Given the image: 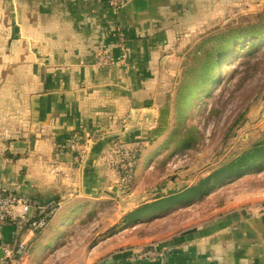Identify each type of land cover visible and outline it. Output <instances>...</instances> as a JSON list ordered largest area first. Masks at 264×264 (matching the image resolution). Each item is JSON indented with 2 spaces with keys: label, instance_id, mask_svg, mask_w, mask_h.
Returning a JSON list of instances; mask_svg holds the SVG:
<instances>
[{
  "label": "crops",
  "instance_id": "0c3cea01",
  "mask_svg": "<svg viewBox=\"0 0 264 264\" xmlns=\"http://www.w3.org/2000/svg\"><path fill=\"white\" fill-rule=\"evenodd\" d=\"M124 1L118 11L107 0H0V186L58 207L41 232L0 227V264L19 244L20 264H264V210L213 214L150 246L148 228L189 203L121 193L115 145L135 155L138 181L170 98L157 84L165 52L199 16L214 17L210 0ZM103 54L115 63L99 64ZM152 247L162 256L128 259Z\"/></svg>",
  "mask_w": 264,
  "mask_h": 264
},
{
  "label": "rangeland",
  "instance_id": "374dc122",
  "mask_svg": "<svg viewBox=\"0 0 264 264\" xmlns=\"http://www.w3.org/2000/svg\"><path fill=\"white\" fill-rule=\"evenodd\" d=\"M206 8L210 9L214 17L209 19L208 12V15L201 16L205 17L204 20L199 16L197 19L200 22L197 21L195 26L191 24L188 30L180 32V41L173 42L176 45L165 52L167 61L159 69V77L165 70L168 75L164 77L166 71L162 77H158L157 84L170 95L168 104L171 109L166 118L167 125L163 126L167 130L156 133L154 141L146 144V150L153 153L145 165L146 173L138 181L135 178L127 181L124 176H120L118 186L131 202L148 201L164 195L174 184L186 180L190 186L194 185L198 177L207 178L219 164L233 157L245 144L264 139V42H258L254 37L241 36L238 42L232 43L231 52L221 57L224 61L220 64L222 69H219L218 77H222L225 69L237 71V75L230 80L213 81L211 84L207 82L196 88V97L192 105L191 100L188 102L189 108L180 123L178 87L184 72L194 64L195 56H203L200 48L204 46L209 50L215 44L211 41L219 33L264 20V0H210L205 3ZM250 46L259 49V52L249 59L244 58V61L242 56ZM238 47L240 50H234ZM248 74L251 75L246 78ZM202 92H206L204 96ZM160 97L162 104L166 103L164 93ZM191 127H196L202 136L195 150L184 152L186 147L179 145L177 141L167 149L165 144L175 130L185 132ZM254 168H261V171L247 174L224 186L220 182L216 185L218 188L204 199L177 208L174 215L162 218L165 220L148 228L155 239L153 242L169 236L172 230L196 227L213 214L212 219L235 213H240L245 218L251 214L260 215L264 210V165ZM251 170L252 168L246 167L245 172ZM112 192L121 197L117 195L119 191ZM170 199L171 197H167L165 202ZM169 205L171 204L165 203V206ZM40 257L35 263L40 264L44 256ZM21 258L22 256L16 264H20Z\"/></svg>",
  "mask_w": 264,
  "mask_h": 264
},
{
  "label": "trees",
  "instance_id": "16d2710c",
  "mask_svg": "<svg viewBox=\"0 0 264 264\" xmlns=\"http://www.w3.org/2000/svg\"><path fill=\"white\" fill-rule=\"evenodd\" d=\"M241 36L254 37L258 42H264V20L254 25H249L246 27L240 26V28L235 30L219 33L211 41L215 42V44L212 45L209 50H207L204 46L200 48V50L203 52V56H195V60L193 61L194 64L189 70H187V72H184L183 79L178 87V104L181 103L178 110V118L180 123L184 120V114L189 108L187 105L188 102L191 100L192 105L193 99L196 97V88L205 85L207 82L211 84L213 81H224L225 79L230 80L237 75V71L225 69L222 77H218V73L222 69L221 63L224 61L221 57H225L231 52L232 43L234 41L238 42V39H240ZM239 48L240 47L234 48V50L238 51ZM258 52L259 49H253V46H250L242 57L243 59H249ZM246 59H244V61ZM250 75L251 74H248L246 78H249ZM202 93V96H204L206 92ZM168 103H170V98L168 99ZM168 103L164 106L162 116L163 119L161 122L162 126H160V128L157 130V134L167 130L166 127L163 126L167 125L166 118L168 117L169 110L171 109V105ZM201 138L202 136L196 127L185 130V132L177 129L172 134L170 140L165 144V146L167 149H169V146L177 141L179 145L186 147L184 152L188 150H195L197 145L200 144ZM261 164L264 165V139L245 144L243 149L239 150L233 157L219 164L218 167H216L207 178H202L200 176L197 178L195 184L191 186L188 184L187 180L183 181L182 183L179 182L167 190L166 194L164 195L171 197L169 204L189 203L190 205V203H192L194 200L203 199L206 197L220 182L226 185L229 182H233L236 179L245 176V173L255 174L260 172L261 168L256 170L255 168L253 169V167ZM246 167L252 168V170L245 172ZM55 206H57V203H55ZM167 208H170V205L167 206Z\"/></svg>",
  "mask_w": 264,
  "mask_h": 264
},
{
  "label": "built area",
  "instance_id": "2783aa9c",
  "mask_svg": "<svg viewBox=\"0 0 264 264\" xmlns=\"http://www.w3.org/2000/svg\"><path fill=\"white\" fill-rule=\"evenodd\" d=\"M124 0H107L108 7L112 10H120L125 5ZM119 47L122 50V59H126L127 45L126 39L123 34L119 33ZM126 53V54H125ZM98 63L101 65H112L115 63L113 58L109 55L103 54L98 58ZM87 143L89 141L87 140ZM88 147V144L83 143L76 148L75 162H81L83 158V150ZM115 158H117L118 173L120 176H124L125 180L133 179L135 173V155L128 152L122 144H116L114 147ZM137 153V152H136ZM111 165H114L111 163ZM20 209L21 213H17ZM58 212V207L52 202H42L39 200H30L25 196L17 193H9L0 186V227L8 228L15 227L19 232L24 229L30 228L33 232H41L47 225L53 216ZM27 247L24 244L18 246L8 247L5 251L8 257L6 264H16L19 257H23ZM162 256V254L156 248H150L135 255L134 258L149 259ZM22 259V258H21ZM129 259V260H131Z\"/></svg>",
  "mask_w": 264,
  "mask_h": 264
},
{
  "label": "water",
  "instance_id": "95a60500",
  "mask_svg": "<svg viewBox=\"0 0 264 264\" xmlns=\"http://www.w3.org/2000/svg\"><path fill=\"white\" fill-rule=\"evenodd\" d=\"M121 10V9H120ZM2 254H3V252L2 251H0V257L2 256Z\"/></svg>",
  "mask_w": 264,
  "mask_h": 264
}]
</instances>
